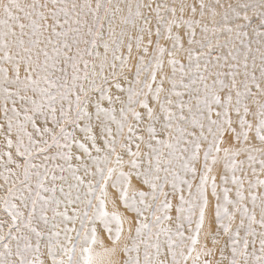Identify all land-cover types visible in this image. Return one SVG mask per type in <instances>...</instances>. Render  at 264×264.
<instances>
[{"label": "snow or ice", "instance_id": "snow-or-ice-1", "mask_svg": "<svg viewBox=\"0 0 264 264\" xmlns=\"http://www.w3.org/2000/svg\"><path fill=\"white\" fill-rule=\"evenodd\" d=\"M0 264H264V0H0Z\"/></svg>", "mask_w": 264, "mask_h": 264}]
</instances>
